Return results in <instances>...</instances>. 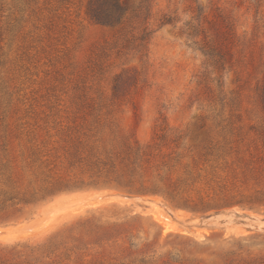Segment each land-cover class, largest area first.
Listing matches in <instances>:
<instances>
[{
    "label": "rangeland",
    "instance_id": "obj_1",
    "mask_svg": "<svg viewBox=\"0 0 264 264\" xmlns=\"http://www.w3.org/2000/svg\"><path fill=\"white\" fill-rule=\"evenodd\" d=\"M90 1L0 0V264H264V0Z\"/></svg>",
    "mask_w": 264,
    "mask_h": 264
},
{
    "label": "trees",
    "instance_id": "obj_2",
    "mask_svg": "<svg viewBox=\"0 0 264 264\" xmlns=\"http://www.w3.org/2000/svg\"><path fill=\"white\" fill-rule=\"evenodd\" d=\"M127 8L120 0H91L89 3L90 17L102 25L118 26L123 30L128 21Z\"/></svg>",
    "mask_w": 264,
    "mask_h": 264
},
{
    "label": "bare ground",
    "instance_id": "obj_3",
    "mask_svg": "<svg viewBox=\"0 0 264 264\" xmlns=\"http://www.w3.org/2000/svg\"><path fill=\"white\" fill-rule=\"evenodd\" d=\"M169 230V229H168Z\"/></svg>",
    "mask_w": 264,
    "mask_h": 264
}]
</instances>
